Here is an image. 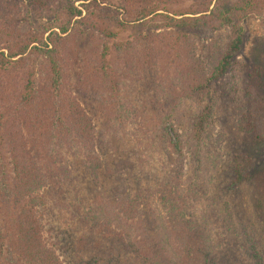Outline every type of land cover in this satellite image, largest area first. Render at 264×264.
Returning a JSON list of instances; mask_svg holds the SVG:
<instances>
[{
    "label": "rangeland",
    "instance_id": "obj_1",
    "mask_svg": "<svg viewBox=\"0 0 264 264\" xmlns=\"http://www.w3.org/2000/svg\"><path fill=\"white\" fill-rule=\"evenodd\" d=\"M216 3L66 0L82 12L83 20L109 26L122 46L82 25L80 18L63 35L66 104L70 110L69 102L78 103L87 114L96 144H85L76 135L63 143L54 139L47 143L43 160L36 158L40 167L66 164L64 173L42 172L39 177L42 183L62 173L66 177L54 191L49 187L51 202L41 216L46 239L61 253L80 236L73 213L78 208L83 215L101 217V224H110L124 237L150 248L162 246L168 258L179 255L189 262L176 237L182 217L199 228L218 264H253L248 253L255 244L264 257V124L238 132L240 111L249 101L258 107L264 103V10L220 31L168 26L169 18L192 17ZM144 8L152 14L140 19ZM48 23L52 19L21 17L19 29L24 37L46 41ZM235 34H242L243 42L230 70L216 81L209 79L213 58L229 47ZM105 44L110 54L105 66L120 86L119 105L112 102L103 75H96ZM37 46L33 41L0 76V113L15 108L28 80L34 93L49 102L46 61ZM260 69L263 74L257 76ZM14 115L7 128L24 127L22 114ZM36 141L39 152L45 149L39 137ZM91 148L99 162L90 166L86 157ZM237 171L245 177L238 185ZM8 177L13 178L11 173ZM192 256L196 261L191 264H201L200 256ZM65 261L70 264L68 256Z\"/></svg>",
    "mask_w": 264,
    "mask_h": 264
},
{
    "label": "trees",
    "instance_id": "obj_2",
    "mask_svg": "<svg viewBox=\"0 0 264 264\" xmlns=\"http://www.w3.org/2000/svg\"><path fill=\"white\" fill-rule=\"evenodd\" d=\"M125 1L129 4L131 1L142 0ZM216 2L217 5L212 10L193 13L192 17L169 18L168 26L178 30L220 31L226 25L245 20L256 10H264V0H216ZM150 14L152 12L144 8L139 17L143 19ZM199 14L200 16H197ZM31 15L37 16L39 20L52 19V24H46L45 31L50 32L46 41L42 38L24 37L21 33L19 19L21 17L29 19ZM75 18L84 19L82 12L73 5H67L66 0H0V76L16 62L13 59L24 56L35 41L39 45L35 49L46 61L47 86L51 90L48 102L34 93L32 82L28 80L23 92L15 99V108L8 106L0 113V264H69L65 261L67 256L70 258V264H191L194 260L193 254L200 256L201 264H218L217 259L212 258L213 247L207 243L206 238L205 240L201 238L199 228L187 217H182L183 220L179 222L176 237L182 242L185 256L189 258L186 260L189 262L179 255L165 257V249L162 246L155 245L150 248L143 242L124 237L110 224H101V217L93 216L91 212L83 215L78 208H74L73 213L74 220L79 225L77 231L80 236L65 248V251L61 253L57 244L51 245L46 239L45 233L48 231L41 216L46 212L45 206L51 202L49 201L51 192L48 195L46 193L50 188L54 191L55 184L60 187L64 183L62 179L63 175L66 179L63 174L66 171L64 170L66 164L60 162L58 165L53 163V166L40 167L37 160L39 162L43 160L47 143H52L54 139L63 143L76 135L85 144L86 142L91 146L96 144L90 133L91 122L87 114L80 110L78 103L69 102L70 110L66 104L65 73L60 60V49L64 44L63 35L69 33L71 22ZM81 23L108 41L117 43L118 35L104 23L92 22L90 18ZM54 29H58L62 35L53 31ZM242 42L243 35L235 34L229 47L220 50L219 56L214 57L211 62L209 79L216 81L228 73L231 59L238 52ZM116 45L122 46L119 43ZM101 46L99 39L97 47L100 49ZM172 50L176 51L175 47H172ZM109 55L108 45L105 44L104 52L101 54L103 63L96 75L99 78L103 75L104 86L107 92H110L108 94L112 97V102L119 105L120 98L117 92V89L120 91L119 83L113 80L112 75L108 73L109 67L105 66L108 65ZM152 58L148 59V62L151 63ZM261 74H263L261 69L257 70V76ZM3 92L0 90V93ZM250 93L246 95L248 101ZM0 99L4 100L1 97ZM249 102L250 106L240 111L238 132L264 124V103L258 107L256 102ZM16 112L22 114L24 127L21 128L19 125L9 129L7 127ZM36 137L41 139L40 146L45 148L40 152L35 148ZM167 137L171 142V138L168 135ZM255 137L261 138L263 135L257 134ZM91 149V155L86 157L90 166L99 162L95 149ZM61 170L63 173L57 180L48 179L42 183L39 179L42 172L46 174ZM10 173L13 176L11 179L8 177ZM244 178L242 172L237 171L235 183L240 184ZM248 257L253 264H264V257L256 248V244L251 246Z\"/></svg>",
    "mask_w": 264,
    "mask_h": 264
}]
</instances>
